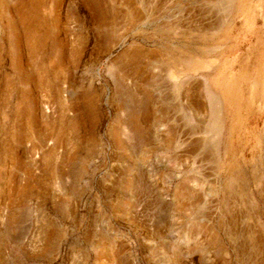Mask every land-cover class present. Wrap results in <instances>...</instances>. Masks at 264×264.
I'll return each instance as SVG.
<instances>
[{"label": "rangeland", "instance_id": "1", "mask_svg": "<svg viewBox=\"0 0 264 264\" xmlns=\"http://www.w3.org/2000/svg\"><path fill=\"white\" fill-rule=\"evenodd\" d=\"M0 264H264V0H0Z\"/></svg>", "mask_w": 264, "mask_h": 264}, {"label": "bare ground", "instance_id": "2", "mask_svg": "<svg viewBox=\"0 0 264 264\" xmlns=\"http://www.w3.org/2000/svg\"><path fill=\"white\" fill-rule=\"evenodd\" d=\"M172 53V52H171ZM174 53V52H173ZM164 55H169V57L171 56V54H168V53H165ZM194 56H185V55H182V54H178V56L176 57V58H173V57H171L172 59H166V61L168 62V63H166V65H161V66H166L165 68H167V69H176V67H174V65H172V64H174V63H176V61H178L179 62V64L180 65H185V66H190V67H196V60L193 58ZM155 60V59H154ZM169 62H171V64L169 63ZM169 66H168V65ZM163 69V68H162ZM169 71V70H168ZM174 71V70H173ZM169 72H171V70L169 71ZM209 101H211V99L209 98ZM215 104V103H214Z\"/></svg>", "mask_w": 264, "mask_h": 264}]
</instances>
